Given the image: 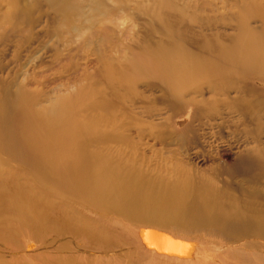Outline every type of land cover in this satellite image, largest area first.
Wrapping results in <instances>:
<instances>
[{
    "label": "bare ground",
    "instance_id": "1",
    "mask_svg": "<svg viewBox=\"0 0 264 264\" xmlns=\"http://www.w3.org/2000/svg\"><path fill=\"white\" fill-rule=\"evenodd\" d=\"M45 1L64 18L73 9L70 0ZM255 14L259 26L246 27L243 32L248 40L236 43L234 51L223 49L213 57L210 53L205 62L179 60L169 64L164 60L158 81L146 83L150 90H158L153 101L162 103L175 123L160 133L164 142L168 137L176 138L185 145L182 148L187 155L210 159L208 169L222 186L209 193L191 191L189 200L183 202L168 196L158 201L155 192L140 189L152 180L131 178V162L135 160L131 152H120L131 167L117 172L100 152L90 151L87 140L92 134L84 132L83 124L70 120L54 124V110L49 116L40 110H45L42 103L51 97L37 89L40 82L34 79L33 71L23 85L15 78L5 81L8 64L16 73L24 65L21 61H29L45 44L48 34L44 26L31 33L46 20L32 19L30 10L17 13V23L9 34L0 35L1 40L8 36L15 48L8 64L0 59V88L15 85L17 99L29 100L39 108L30 105L22 111L18 104L9 103V93L0 102V264H33L32 259L42 264H121L115 251L128 249L132 238L139 240L137 247L142 253L162 257L161 264H224L220 263L223 249L227 253L223 247L232 248L245 238L260 239L254 245L245 244L248 249L264 247V41L252 37L264 29V11ZM165 79L172 84L161 83ZM98 106L107 109L104 102ZM144 108L147 118L157 119L162 113V109ZM31 124L38 132L29 131ZM112 134H94L98 149H104V137ZM46 135L51 136L50 143ZM213 136V140L227 138L228 149L235 154L230 164H224L219 150L205 148ZM1 155L22 168L9 165ZM25 169L36 173L34 185L45 184L64 198L59 196L53 202L46 193L48 201L44 203L29 194L19 181L25 180L19 177ZM28 181V186H33ZM176 194L180 195V190ZM191 241L196 242L195 247ZM207 242L214 244L213 250L203 244ZM243 252L225 264H264V253ZM131 264L144 262L133 257Z\"/></svg>",
    "mask_w": 264,
    "mask_h": 264
},
{
    "label": "rangeland",
    "instance_id": "2",
    "mask_svg": "<svg viewBox=\"0 0 264 264\" xmlns=\"http://www.w3.org/2000/svg\"><path fill=\"white\" fill-rule=\"evenodd\" d=\"M35 2L0 0V35L9 34L12 25L17 23L16 14L25 10H30L32 19L40 17L41 21L46 20L31 29V33L42 26L48 29V34L44 36L45 44L37 48L29 61L22 60L21 65H24L16 73L15 68L11 70L12 66L8 64L15 50L14 42L8 36L7 40L0 39V49H3L0 55L4 57L0 59L10 69L7 68L9 74L4 75L6 82L15 78L16 83L23 85L25 78L33 71L34 79L40 82L37 89L51 97L42 103L45 110L40 109L41 112L49 116L48 113L54 110V124L65 120L83 124L84 132L92 134L87 140L90 151L100 152L102 159L115 166L117 172L132 164L131 178L141 181H147L144 178L151 179L142 184L140 189L155 192L158 201L168 196L171 200L176 198L186 202L191 191L208 190L209 193L222 187L213 171L208 169L210 159L202 161L198 156L200 154L196 157L187 155L183 151L185 145L176 138L168 137L164 142L160 133L170 130L175 123L169 118L170 112L162 109L164 105L153 101L159 95L158 90H150L146 83L158 81L157 77L163 73L159 66L164 60H168L169 64L179 60L205 62L210 53L213 57L223 49L234 51L238 42L248 40L243 32L245 28L259 26L254 16L264 11V0H70L73 9L68 11L67 19L54 11L45 0ZM18 23L20 26L24 24L20 20ZM255 36L264 41V29L259 35H252L254 39L257 38ZM161 83L167 86L172 84L168 79ZM33 87L27 86L30 89ZM16 90L13 84L0 88V102L6 96L4 94L9 93V103L18 104L22 111L25 107L33 106L29 100L17 99ZM133 98L136 100L132 104L130 101ZM143 100L148 101V104ZM100 102L106 103L107 109L99 108ZM146 106L162 109L161 117L147 118L143 111ZM29 131L38 132V127L31 124ZM96 132L113 133L110 137H104L103 150L98 149L99 141L94 135ZM210 132L216 135V130ZM57 134H61L60 131ZM50 138V135H46L47 143L52 141ZM213 138L207 140L205 148L212 152L219 150L224 164H230L235 154L229 151L227 138L222 141ZM188 145L193 146L191 143ZM226 145L229 146L226 148ZM122 151L127 155L131 152L135 160L131 164L124 163L127 156H122ZM1 157L9 165L22 168L18 162L4 155ZM25 171L19 176L25 177V180L20 178L19 181L29 189V194H34L44 203L48 201L46 193L53 202H57L59 196L64 198L62 193L50 191L45 184L34 185L35 180H38L35 179L36 173L29 169ZM27 181L33 186H28ZM178 190L180 195L176 194ZM77 200L84 204L81 198ZM103 210L107 212V209ZM258 240L245 238L232 248L224 246L227 253L223 249L220 263L234 261L242 251L248 254L264 253L263 246L255 249L245 246L254 245ZM191 242L195 247L196 242ZM130 243L128 249L115 251L121 264H131L133 257L141 259L144 264H161L162 257L138 250V239L132 238ZM203 244L213 250V243ZM33 261L29 262L42 264L40 260ZM75 264L83 262L76 261Z\"/></svg>",
    "mask_w": 264,
    "mask_h": 264
}]
</instances>
